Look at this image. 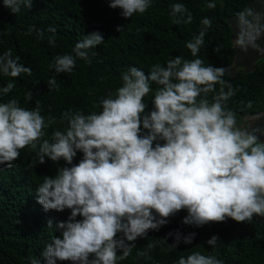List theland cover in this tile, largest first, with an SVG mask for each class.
I'll list each match as a JSON object with an SVG mask.
<instances>
[{
    "label": "clouds",
    "instance_id": "clouds-1",
    "mask_svg": "<svg viewBox=\"0 0 264 264\" xmlns=\"http://www.w3.org/2000/svg\"><path fill=\"white\" fill-rule=\"evenodd\" d=\"M33 3L3 0L13 14L22 8L31 10ZM151 6L152 0H108V7L119 9L125 20L144 14ZM207 7L214 9L216 4ZM170 16L176 24L193 20L182 3L170 5ZM211 24L204 17L199 35L186 43L193 57H198ZM236 28L235 45L241 51L264 53L258 43L264 38V13L246 8L237 14ZM33 30L34 26L29 34ZM123 30L124 25L115 29ZM47 31L52 33L49 43L55 45L56 28L49 26ZM36 32L44 38L43 30ZM103 42V35L94 31L75 44L74 55H58L51 67L57 74L71 73L77 58L91 63L88 50ZM226 71L205 66L200 58L181 56L169 59L164 67L153 65L147 75L130 67L121 74L122 86L115 97L109 93L100 99L99 113L63 112L67 128L53 131L51 140L43 139L46 124L39 106L22 108L16 99L0 103V165L11 168L28 146L38 157V163L33 161L28 167L43 165L46 159L54 163L62 159L68 165L58 168L54 177L43 176L37 187L36 203L45 212L68 209L70 215L56 223L59 235L44 247L41 259H32L31 264H117L131 255L138 238L159 231L181 210L187 212L181 223L195 228L227 219L244 223L254 216L264 217V140L255 131L239 128L236 113L227 108L235 90L223 79ZM0 73L16 78L22 73L31 75V69L13 59L8 50L0 55ZM151 83L159 87L152 109L146 112L144 98L152 91ZM48 86L50 90L58 87L55 77ZM14 87L9 82L0 92L6 95ZM32 95L29 91L25 100L31 101ZM53 123L55 118L49 116L47 124ZM78 153L82 159L74 164ZM47 226L53 227V222L49 220ZM196 235L176 230L163 240L172 238L170 248L177 249L181 243L192 244ZM218 241V236H212L206 243L215 247ZM136 255L147 257L148 252ZM178 264L223 262L192 252L181 256Z\"/></svg>",
    "mask_w": 264,
    "mask_h": 264
},
{
    "label": "trees",
    "instance_id": "trees-1",
    "mask_svg": "<svg viewBox=\"0 0 264 264\" xmlns=\"http://www.w3.org/2000/svg\"><path fill=\"white\" fill-rule=\"evenodd\" d=\"M250 1L152 0V6L144 14H134L125 20L119 9L108 7V0H34L31 10L22 8L15 14L0 0V55L11 50L13 59L18 58L20 64L31 69V75L22 73L16 78L0 73V89L9 82L15 84L10 93L0 92V103L16 99L22 108L32 110L39 106L46 124L43 139L51 140L53 131L67 128V121L61 119L63 112L99 113L100 99L107 98L109 93L115 97L116 90L122 86L121 74L130 67H137L147 75L153 65L164 67L169 59L181 56L185 60L200 58L205 66L227 69L223 79L232 85L235 95L226 106L236 113L238 126L244 117L264 108V61H258L249 73L242 69L233 76L229 73L235 49L227 19L237 18ZM175 3L184 4L192 14L190 24L173 23L170 5ZM208 3H215L216 7L209 9ZM204 17L210 18L212 24L205 33L198 57H193L186 43L199 35ZM121 25L124 30L118 33L115 29ZM49 26L56 28L55 45L49 43L52 36L47 31ZM36 30L44 31L43 39L38 38ZM94 31L103 35L104 42L88 50L91 63L77 58L71 73H55L51 67L55 58L74 55L75 44ZM216 48L220 51H215ZM52 77L56 78L58 87L50 90L48 81ZM150 86L152 91L144 98L148 105L146 112L152 109L151 101L159 87L155 83ZM29 91L33 93L32 99L26 101ZM49 116L55 118V123L47 124ZM82 155L78 153L73 163H78ZM33 161L38 163V157L28 146L21 150L11 168L0 165V264H31L32 259H41L44 247L53 236L59 235L56 223L70 215L68 209L63 213L45 212L36 203V190L43 176L54 177L58 168L68 165L62 159L55 163L46 159L43 165L28 167ZM186 215V210H181L169 217L168 224L159 231H150L147 238H138L131 255L118 259L117 264H178L181 256L187 257L192 252L214 256L223 264H264V217L254 216L251 222L244 223L227 219L195 228L181 223ZM49 220L53 222L51 228L47 226ZM176 230L197 235L192 244L181 243L177 249H171L172 238L167 242L163 239ZM212 236L219 237L215 247L206 243ZM149 244L153 245L151 249L147 248ZM138 251H147L148 256L137 257Z\"/></svg>",
    "mask_w": 264,
    "mask_h": 264
},
{
    "label": "water",
    "instance_id": "water-1",
    "mask_svg": "<svg viewBox=\"0 0 264 264\" xmlns=\"http://www.w3.org/2000/svg\"><path fill=\"white\" fill-rule=\"evenodd\" d=\"M254 9L256 12L264 13V0H251L248 3V8ZM232 31V44L235 49V55L233 63L229 69V73L233 76L238 69H242L244 73H249L255 67V64L262 60L264 61V53L257 52L255 50H249L248 52L241 51L235 45V39L237 35V18L232 16L227 19ZM261 48H264V38L258 41ZM244 131H255V133L264 140V108L262 111L256 114L248 115L242 119V123L238 126Z\"/></svg>",
    "mask_w": 264,
    "mask_h": 264
}]
</instances>
